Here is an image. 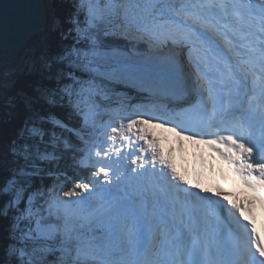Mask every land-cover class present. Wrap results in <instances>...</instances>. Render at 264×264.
Returning a JSON list of instances; mask_svg holds the SVG:
<instances>
[{
    "label": "snow or ice",
    "instance_id": "obj_1",
    "mask_svg": "<svg viewBox=\"0 0 264 264\" xmlns=\"http://www.w3.org/2000/svg\"><path fill=\"white\" fill-rule=\"evenodd\" d=\"M155 129L203 145L264 220V0L0 17V264H264L245 202L190 184Z\"/></svg>",
    "mask_w": 264,
    "mask_h": 264
},
{
    "label": "rangeland",
    "instance_id": "obj_2",
    "mask_svg": "<svg viewBox=\"0 0 264 264\" xmlns=\"http://www.w3.org/2000/svg\"><path fill=\"white\" fill-rule=\"evenodd\" d=\"M109 3H111V0H108ZM155 134L157 136H159L162 140V147L164 148L165 150V153L168 151V150H171L172 151V154L178 152V150H176L174 147H173V144L177 141H180L182 139V144L183 145H186L188 146V144H192V146L194 147V149H197L198 147L196 145H193V143L191 141H188L186 138H184L183 136H179V138L177 139H172V140H169L167 139L168 135H173L174 136V133H170V132H167L165 129H155ZM165 134V135H164ZM167 136V137H166ZM175 137V136H174ZM177 141V142H178ZM96 256H100L99 258L97 257V259L101 260V261H104V260H107L105 259L106 258V254L102 255V253H99L97 254L96 253Z\"/></svg>",
    "mask_w": 264,
    "mask_h": 264
},
{
    "label": "water",
    "instance_id": "obj_3",
    "mask_svg": "<svg viewBox=\"0 0 264 264\" xmlns=\"http://www.w3.org/2000/svg\"><path fill=\"white\" fill-rule=\"evenodd\" d=\"M23 2L24 0H0V17H3L5 20L16 18ZM14 62L15 60L12 63Z\"/></svg>",
    "mask_w": 264,
    "mask_h": 264
},
{
    "label": "bare ground",
    "instance_id": "obj_4",
    "mask_svg": "<svg viewBox=\"0 0 264 264\" xmlns=\"http://www.w3.org/2000/svg\"><path fill=\"white\" fill-rule=\"evenodd\" d=\"M165 135V134H164ZM169 136V135H168ZM171 137H174L173 135H170ZM185 138V137H184ZM177 141H178V139H177ZM176 141V142H177ZM184 142V141H183ZM194 145V144H193ZM177 146V145H176ZM175 146V147H176ZM188 146H189V148H190V150H189V153L190 154H192V155H194V154H196V152L198 151V153L199 154H208V150L203 146V145H200L196 150L194 149V147L192 146V144H188ZM186 148V147H185ZM194 153V154H193ZM198 154V155H199ZM197 155V154H196ZM204 158H208L207 156H204ZM209 165V164H208ZM195 166V164L192 166V167H194ZM205 167V165L203 166V168ZM183 175H185V174H183Z\"/></svg>",
    "mask_w": 264,
    "mask_h": 264
},
{
    "label": "trees",
    "instance_id": "obj_5",
    "mask_svg": "<svg viewBox=\"0 0 264 264\" xmlns=\"http://www.w3.org/2000/svg\"><path fill=\"white\" fill-rule=\"evenodd\" d=\"M45 2H46V5L47 4H49L50 2L54 5L55 4V0H45ZM19 59V57H17V60ZM16 62V61H15ZM14 62V63H15ZM4 131H7V128L5 127L4 129H3Z\"/></svg>",
    "mask_w": 264,
    "mask_h": 264
}]
</instances>
